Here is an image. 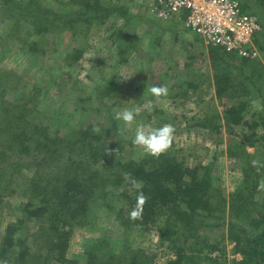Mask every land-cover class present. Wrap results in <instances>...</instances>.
Listing matches in <instances>:
<instances>
[{
	"label": "rangeland",
	"instance_id": "rangeland-1",
	"mask_svg": "<svg viewBox=\"0 0 264 264\" xmlns=\"http://www.w3.org/2000/svg\"><path fill=\"white\" fill-rule=\"evenodd\" d=\"M100 1L103 9L110 8L108 15L92 13L97 18L84 22L86 15L79 17L80 5L75 0H0V264H17L14 251L4 252L3 237L6 228L20 219L26 222L23 240L16 244L26 241L34 247L29 252L31 261L25 264H41L48 250L51 252L45 243L48 236L46 240L42 236L49 221L46 217L30 220L24 209L28 205L31 210L37 208L46 189L55 185L63 172L83 175L98 168L94 165L89 170L85 165L97 159L89 160L80 133L91 129L90 141L104 138L111 144L116 137L114 121L129 132L120 156L125 162L142 161L146 154L131 144L134 129L124 128L114 119L125 108L142 107L151 101L152 110L142 108L138 119L153 127L172 125V142L189 166L208 165L217 157L212 182L224 195L242 181L241 164L227 151L249 134L247 127L224 126L221 134L214 135L193 126L196 119L211 111L222 114L235 101L215 96L209 46L190 34L182 21H159L149 12L146 0ZM240 2L251 6L253 12L259 11L256 0ZM39 16L47 20L36 21ZM263 28L264 23L255 41L259 55L249 60L264 67ZM200 74H204L200 88L185 91L186 85H182ZM153 86L166 87L168 95L154 97L150 92ZM90 107L100 109L102 115L87 111ZM259 112L264 115V106L255 94L245 120L260 121L254 116ZM258 134H264L262 127ZM260 142L257 139L259 148ZM257 147L246 149L255 159H263L264 152L261 149L258 155ZM97 161L102 163V159ZM108 168L114 169L112 165ZM260 186L256 199H264V180ZM222 215L221 220H210L212 227L206 229L205 238L223 251L214 252L211 261L203 264H231L230 223L249 230L246 218L239 217L236 210L227 207ZM165 219L147 233L129 234L133 247L149 253L153 264H167L173 257L170 244L159 238ZM123 232L116 215L100 208L91 225L72 229L63 256L51 264H62V260L85 263L84 246L91 239L106 234L117 242L122 237L124 240Z\"/></svg>",
	"mask_w": 264,
	"mask_h": 264
},
{
	"label": "trees",
	"instance_id": "trees-1",
	"mask_svg": "<svg viewBox=\"0 0 264 264\" xmlns=\"http://www.w3.org/2000/svg\"><path fill=\"white\" fill-rule=\"evenodd\" d=\"M76 1L80 5L79 17L86 15L83 21L95 20L97 17L92 13L96 15L99 11L108 15L110 8L103 9L100 0ZM256 4L259 7L257 12H253L251 6L244 3L242 5L244 10L248 9L250 14L257 15L262 25L264 0H256ZM31 12L34 13V10ZM39 17L36 21L47 20L44 16ZM197 39L204 43L200 37ZM208 48L214 71L212 79L215 96L218 99L235 101L222 114L211 111L203 118L196 119L193 126L214 135L221 134L224 126L247 127L249 134L241 136L227 151L230 158L241 164L240 184L233 192L224 195L223 190L215 188L212 182L214 161L217 157L208 165L201 163L189 166L173 142L169 150L158 158L145 155L142 161L130 159L125 162L120 155L128 143L129 132L121 130L114 121L115 127L112 130L116 137L111 144L104 138H94L93 143L89 140L91 129L83 131L80 133L83 135L81 143L85 144V150H89V160L102 159V163H97V160L94 161L96 163L86 162L89 170L94 165H98V168L88 170L90 173L83 175L63 172L57 176L55 185L46 189L45 197L40 199L37 208L31 210L28 205L24 209L30 220L38 221L46 217L49 221L48 231L42 236L44 240L48 236L49 239L45 243L50 245L52 250H48L50 253L41 259V264H51V260L57 261L58 256L66 250L72 229L76 226L91 225L96 211L100 208L116 215V220L124 230V240L122 237V240L113 242L106 234L101 235L91 239L90 243L84 246L87 257L85 263L62 260V264H153L149 253L133 247L129 234L147 233L163 217L166 219L163 226L159 227V238L162 243L170 244L173 256L167 264H203L205 261H211L214 252L223 251L219 245L211 244L208 238H205V232L212 227L211 219L223 218L222 214L227 207L236 210L239 217L244 216L249 227V230H245L231 223L228 226V239L232 243L231 264H264V199H256L264 180V158L255 159L246 149L257 147L256 141L260 139L263 143L260 142V148L258 146L256 151L258 155L262 152L261 149L264 152V134H258L259 128L264 129L263 112L254 114L260 121L245 120V113L255 94L264 106V67L259 61L239 58L237 54L228 53L222 48ZM80 55L78 51L77 60ZM203 76L204 74L194 75L191 81L182 87L186 85L185 91L188 92L189 89L196 91L202 85ZM89 109L87 111L102 115L100 109ZM105 118L111 117L105 115ZM45 138L49 142L48 136ZM109 165L114 169H109ZM125 174H130L142 182V191L147 197L141 215L137 218L130 215L137 205V193L124 181ZM25 222L26 219H20L10 224L3 237L4 252L14 251L17 264L31 261L29 254L34 248L26 241L21 242L20 246L16 244L23 240L21 233ZM212 262L217 263V260Z\"/></svg>",
	"mask_w": 264,
	"mask_h": 264
},
{
	"label": "built area",
	"instance_id": "built-area-1",
	"mask_svg": "<svg viewBox=\"0 0 264 264\" xmlns=\"http://www.w3.org/2000/svg\"><path fill=\"white\" fill-rule=\"evenodd\" d=\"M159 21H182L185 29L207 46L222 48L241 58L259 55L255 41L262 25L243 10L239 0H146Z\"/></svg>",
	"mask_w": 264,
	"mask_h": 264
},
{
	"label": "clouds",
	"instance_id": "clouds-1",
	"mask_svg": "<svg viewBox=\"0 0 264 264\" xmlns=\"http://www.w3.org/2000/svg\"><path fill=\"white\" fill-rule=\"evenodd\" d=\"M151 94L156 97H165L168 95L166 87L153 86L150 89ZM152 102L149 101L142 107L132 109L125 108L115 114L114 119L122 122L124 128H133L134 135L132 143L137 148L142 149L143 153L155 158L166 153L171 147L174 139L175 129L170 124H163L159 127H153L150 123L138 119L141 116L142 108L147 111L152 110ZM124 181L134 190L137 195V205L132 209L130 215L137 218L141 215L142 206L145 204L147 197L145 196L142 182L133 178L130 174H125Z\"/></svg>",
	"mask_w": 264,
	"mask_h": 264
},
{
	"label": "crops",
	"instance_id": "crops-1",
	"mask_svg": "<svg viewBox=\"0 0 264 264\" xmlns=\"http://www.w3.org/2000/svg\"><path fill=\"white\" fill-rule=\"evenodd\" d=\"M190 34H191V33H190ZM194 37H197V36L194 35ZM197 38H198V37H197Z\"/></svg>",
	"mask_w": 264,
	"mask_h": 264
}]
</instances>
